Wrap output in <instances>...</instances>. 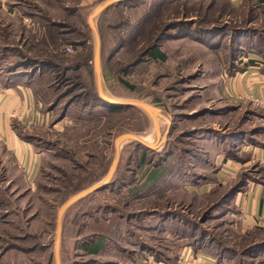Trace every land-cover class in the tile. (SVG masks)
I'll return each instance as SVG.
<instances>
[{"label":"rangeland","instance_id":"obj_1","mask_svg":"<svg viewBox=\"0 0 264 264\" xmlns=\"http://www.w3.org/2000/svg\"><path fill=\"white\" fill-rule=\"evenodd\" d=\"M91 1L0 0V81H32L41 114L19 128L40 153L33 181L0 145V264H177L199 250L218 264H264V226L241 227L234 192L263 168L226 165L250 158L245 140L264 143V107L217 88L218 71L249 54L264 65V2L129 0L92 20L116 0ZM157 43L164 61L143 54ZM25 57L38 62L25 69ZM102 91L148 105L156 121L110 108ZM125 135L153 149L126 140L117 155ZM114 163L110 186L59 219Z\"/></svg>","mask_w":264,"mask_h":264},{"label":"crops","instance_id":"obj_2","mask_svg":"<svg viewBox=\"0 0 264 264\" xmlns=\"http://www.w3.org/2000/svg\"><path fill=\"white\" fill-rule=\"evenodd\" d=\"M240 1L232 0V3ZM258 60V56L249 54L246 59H242V65L234 68L233 71H218L221 84L217 88L223 98L238 104L250 102L256 104L257 100L264 102V65H259L256 62ZM35 89L32 81H26L24 75L20 79L12 80L11 78L4 82L0 81V145H3L5 150L14 156V167L24 172L23 177L27 181H33L39 171L40 153L19 128L39 120L40 103L37 100ZM244 142H246L243 145L247 151L243 152L249 153L250 158L227 160L226 165L238 172L242 166L254 161L264 171V143L249 144L246 140ZM235 205L241 215L242 228L251 230L262 226L264 179L248 182L243 190L237 192ZM186 252L188 251L180 256L177 264H218L212 255H207L202 250L195 251L187 258ZM156 264L167 263L158 261Z\"/></svg>","mask_w":264,"mask_h":264},{"label":"water","instance_id":"obj_3","mask_svg":"<svg viewBox=\"0 0 264 264\" xmlns=\"http://www.w3.org/2000/svg\"><path fill=\"white\" fill-rule=\"evenodd\" d=\"M125 1H128V0H116V1H112V2H109L107 4H105L104 6H101L98 10L95 11V13L92 15L91 19L93 20V17L100 14V12L104 11L105 9H107L108 7L112 6V5H115L116 3H121V2H125ZM96 35V34H95ZM97 37V35H96ZM99 39V38H98ZM98 39H97V42L98 43ZM100 48V46H99ZM98 46L96 45V59H95V68H96V73H97V77H98V81H99V78H100V55L98 54L99 51H98ZM99 84V83H98ZM99 88H100V84H99ZM100 98L102 100H106L108 103H110L111 105H114V106H124V107H141L143 109H145L146 111H148L151 115L152 111L155 112V110L152 108H150L148 105L144 104V103H140V102H136V103H126V102H117V101H114V100H107L105 99L104 97H102L101 93H100ZM156 116H157V113L155 112ZM126 140H133L134 142L140 144V145H144L142 143V141L137 137L135 136H132V135H125V136H120V138H118L115 142V148L117 149V155H119V147L120 145L126 141ZM146 146V145H144ZM150 149H153L151 147H148ZM116 163L113 164V167L112 169L110 170L109 174L106 176L105 180L97 185V186H94V187H91L89 188V190L87 191H84L78 195H76L75 197H73V199H71L68 203H66L59 211V219L62 217L61 215L69 208L71 207L74 203L80 201L81 199L85 198V197H88L89 195L95 193V192H98L102 189L105 188V186H107L109 183H110V179L112 178V175L116 169V166H115Z\"/></svg>","mask_w":264,"mask_h":264},{"label":"trees","instance_id":"obj_4","mask_svg":"<svg viewBox=\"0 0 264 264\" xmlns=\"http://www.w3.org/2000/svg\"><path fill=\"white\" fill-rule=\"evenodd\" d=\"M129 1V0H128ZM128 1H125V2H121V3H116L117 5H119V4H122V3H126V2H128ZM261 2H264V1H262L261 0ZM230 0H229V5H230ZM115 4V5H116ZM115 5H112V6H110L111 8L112 7H115ZM116 5V6H117ZM110 7H108L109 9H110ZM108 8H107V10H108ZM109 11V10H108ZM144 54V56L145 57H148L150 60L152 59L153 61H164L165 60V55H164V53L159 49V44L157 43V44H153L152 46H150L148 49H147V51L146 52H144L143 53ZM143 56V55H142ZM25 59L27 60V62H26V64H24V67H25V69H28V68H31L32 69V67H34V64H36V62H38L37 61V59L35 60V59H32V58H27V57H25ZM41 64H46V63H41ZM23 66V65H22ZM121 82L124 84V85H126L127 87H129L128 86V84L127 83H125L124 81H122L121 80ZM109 104V106H110V108H112V109H119L120 107H124V106H114V105H111L110 103H108ZM155 175V174H154ZM153 175V176H154ZM110 184H111V182H110ZM110 184H109V186H110ZM246 185H247V181H242L241 182V184H240V186H238V189L240 188H242V190L246 187ZM107 186H105V188H106ZM104 188V189H105ZM238 189L236 190V191H234L235 192V194H237V192H239V191H241V190H239L238 191ZM103 190V189H102ZM236 196V195H235ZM103 245V240L102 239H100L96 244H94L93 246H91L92 248H88L87 247V250L90 252V254L91 253H93V254H95V253H98L99 251H100V247ZM84 248H86V247H84Z\"/></svg>","mask_w":264,"mask_h":264},{"label":"bare ground","instance_id":"obj_5","mask_svg":"<svg viewBox=\"0 0 264 264\" xmlns=\"http://www.w3.org/2000/svg\"><path fill=\"white\" fill-rule=\"evenodd\" d=\"M98 83H99V81H98ZM102 97H104V98L107 99V100H111V99H109V98L107 97L106 94H104L103 91H102ZM151 115H152L153 120L156 121L155 119H156L157 116H156V114H155L154 111H152ZM155 123H156V122H155ZM142 143H143L144 145L148 146V145L145 143V141H144V142L142 141ZM153 145H154V144H153ZM153 145H152V146H148V147H151V148H152Z\"/></svg>","mask_w":264,"mask_h":264},{"label":"built area","instance_id":"obj_6","mask_svg":"<svg viewBox=\"0 0 264 264\" xmlns=\"http://www.w3.org/2000/svg\"><path fill=\"white\" fill-rule=\"evenodd\" d=\"M70 52L71 51V47H68V49H67V52ZM256 104L257 105H263L264 106V102L263 101H259V100H257L256 101ZM1 141V140H0ZM261 224L264 226V220L261 222Z\"/></svg>","mask_w":264,"mask_h":264}]
</instances>
